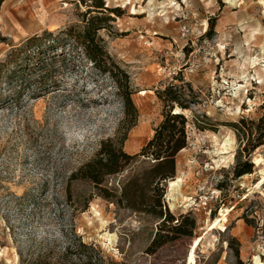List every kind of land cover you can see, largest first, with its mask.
<instances>
[{
    "label": "rangeland",
    "instance_id": "1",
    "mask_svg": "<svg viewBox=\"0 0 264 264\" xmlns=\"http://www.w3.org/2000/svg\"><path fill=\"white\" fill-rule=\"evenodd\" d=\"M85 3L6 0L1 9L0 63L29 38L44 31L52 37L18 80L14 65L0 67V264H20L19 254L37 247L39 235L63 231H76L114 264H186L194 240L196 264H238L232 238L242 264H264L251 252L259 228L251 215L264 218V0H104L108 13L122 14H109L113 21L98 37L129 73L139 110L124 150L139 153L163 121L157 91L176 85L189 100V110L175 109L188 118L189 141L165 187L173 223L118 208L83 181L72 183L66 199L67 177L117 137L124 120L115 82L61 33L83 30ZM47 85L55 88L40 98L25 94ZM247 160L253 174L236 179L234 168ZM125 179L110 182L120 190ZM29 190L35 202L20 204L16 197ZM191 220V236L174 231Z\"/></svg>",
    "mask_w": 264,
    "mask_h": 264
},
{
    "label": "trees",
    "instance_id": "2",
    "mask_svg": "<svg viewBox=\"0 0 264 264\" xmlns=\"http://www.w3.org/2000/svg\"><path fill=\"white\" fill-rule=\"evenodd\" d=\"M5 1L0 0V14ZM81 1L86 2L85 0ZM90 1V3H85L88 10L84 16L85 27L83 30L78 31L71 27L61 33L68 39L74 40L77 45L82 46L86 57L93 63L94 67L101 73L108 74L115 82L117 94L123 106L124 120L118 136L103 141L96 157L67 177L64 188L66 199L68 201L72 199V183L83 181L93 185L99 197L118 208L147 215L159 219L163 223H173L175 217L169 213L164 202V196L168 181L175 180L178 155L188 147V118L184 113H175L176 108H180L182 111L190 109L189 100L186 99L187 94L183 87L176 85H171L163 91H157V96L165 108L163 121L139 153L128 154L124 150V145L129 132L138 125L139 121V110L132 98L134 88L129 73L112 59L98 37L99 31L109 28V22L113 21L109 14L114 13L121 16L122 13L120 9H114L108 13V7H105L104 0ZM93 13L96 15H92ZM88 15H90L89 19L86 18ZM213 30L214 26L206 34H210ZM51 37L52 33L44 31L41 36L35 35L29 38L25 46L11 51L7 60L0 63V67L5 68L8 65H14L15 72L13 71L12 75L18 80L23 75V67L30 66V62L39 60L40 56L45 54L42 43ZM48 42H52V47L57 44L54 40ZM31 46L36 47V53H28ZM27 58L30 60L27 61ZM38 66H40L39 70L44 71L45 74L48 73L47 64L41 62ZM2 68H0V78L2 77ZM23 80L21 83H29V81ZM40 80L43 81L42 78ZM52 84H56V82ZM41 85H43L42 82ZM53 87L55 88V85L34 87L32 91L25 94L37 99L44 92L49 93ZM21 89L22 87L19 88V90ZM192 94L193 89L190 87L189 96ZM248 154L250 155V153ZM253 170V164L247 160L234 168L233 175L237 179L253 174ZM121 176L126 179L121 185L119 184V190L115 186L113 187L110 181L112 178ZM41 192L46 193V188L41 189ZM16 200L20 204L35 202V193L29 190L24 196L16 197ZM179 223L178 221L177 224ZM194 229L195 221L191 220L189 223H180L174 231L185 236H191ZM37 239L35 242L37 247L29 245L26 256L22 253L19 254L20 264H114L100 248L95 244L85 242L76 231H63L62 234L55 236L44 233L39 235ZM156 242L155 240L154 243ZM228 245L234 248L237 263L242 264L238 241L232 238L228 241ZM194 248L195 240L191 245L190 253H188V264H196V258L193 257Z\"/></svg>",
    "mask_w": 264,
    "mask_h": 264
},
{
    "label": "built area",
    "instance_id": "3",
    "mask_svg": "<svg viewBox=\"0 0 264 264\" xmlns=\"http://www.w3.org/2000/svg\"><path fill=\"white\" fill-rule=\"evenodd\" d=\"M205 189V186L200 188L201 191ZM213 198L214 197L212 196L211 199ZM251 217L258 221L257 225L259 226L257 231V238L251 246V252L257 253L262 260L264 258V231H262V228L264 227V218H261L257 211H254V214L251 215Z\"/></svg>",
    "mask_w": 264,
    "mask_h": 264
},
{
    "label": "bare ground",
    "instance_id": "4",
    "mask_svg": "<svg viewBox=\"0 0 264 264\" xmlns=\"http://www.w3.org/2000/svg\"><path fill=\"white\" fill-rule=\"evenodd\" d=\"M251 103V102H250ZM175 113H181V111L179 112V110L177 109L176 111H175ZM129 149H130V151H132V149H133V145H131L130 147H129ZM179 181H177V182H175V183H172V186H176L177 185V183H178ZM190 253V252H189ZM189 255V254H188ZM261 259V258H260ZM187 260H188V256H187ZM186 260V264H188V261Z\"/></svg>",
    "mask_w": 264,
    "mask_h": 264
},
{
    "label": "crops",
    "instance_id": "5",
    "mask_svg": "<svg viewBox=\"0 0 264 264\" xmlns=\"http://www.w3.org/2000/svg\"><path fill=\"white\" fill-rule=\"evenodd\" d=\"M187 149H185L184 151H186ZM183 152V151H182ZM243 220H238L237 222H236V225L238 226L241 222H242ZM234 230H235V228H234Z\"/></svg>",
    "mask_w": 264,
    "mask_h": 264
}]
</instances>
